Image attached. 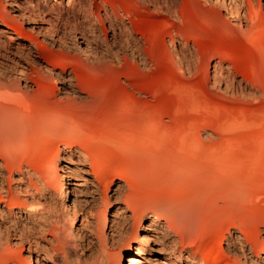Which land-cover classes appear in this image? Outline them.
Returning <instances> with one entry per match:
<instances>
[{
    "label": "bare ground",
    "instance_id": "obj_1",
    "mask_svg": "<svg viewBox=\"0 0 264 264\" xmlns=\"http://www.w3.org/2000/svg\"><path fill=\"white\" fill-rule=\"evenodd\" d=\"M204 1L236 23L227 28L249 32L254 17L244 0ZM6 4L21 14L11 15ZM148 9L159 13V0H0V264H122L124 255L127 264H150L152 257L155 264H214L212 256L222 251L223 237L204 231L196 240L193 214L180 209H146L125 199L119 220L106 226L107 191L111 197L122 195L124 184L136 186L139 178L135 172L99 169L95 146L109 125L97 126L70 109L89 103L83 88L88 77L104 71L140 74L149 68L145 35L132 29L142 27ZM32 14L39 21L28 34L18 20ZM191 56L195 61L194 52ZM26 66L37 82L51 79L60 86L55 107L25 98L31 88ZM212 68L213 85L258 94L231 74L226 61L218 60ZM119 141L130 142L121 134ZM39 152L42 161L35 165ZM51 153L73 166L64 164L61 178L56 160H49ZM71 175H80L82 184L71 183ZM77 186L93 188L90 199L79 198L83 193ZM98 194L102 208L95 225L74 228L76 211ZM234 230L226 245L243 259L238 264H264V230L259 253H254L256 245L247 244L252 233L239 229L241 237ZM131 233L137 237L133 245L123 241ZM150 233L159 239L156 250L148 246Z\"/></svg>",
    "mask_w": 264,
    "mask_h": 264
},
{
    "label": "rangeland",
    "instance_id": "obj_2",
    "mask_svg": "<svg viewBox=\"0 0 264 264\" xmlns=\"http://www.w3.org/2000/svg\"><path fill=\"white\" fill-rule=\"evenodd\" d=\"M159 6L157 14L145 10L142 27L132 28L145 35L149 68L140 74L104 71L88 77L83 88L91 97L89 103L70 108L97 126L109 125L95 146L97 167L135 172L139 178L136 186L124 184L122 195L111 197L107 191L106 226L119 220L125 199L146 209H180L193 214L196 240L204 231L223 237L222 251L212 256L214 264L242 263L238 252L226 245L231 229L236 234L239 229L252 233L247 244L257 246L254 253L261 250L264 230V0H244L254 17L245 35L227 28L236 23L210 1L159 0ZM5 7L13 16L21 14ZM38 21L32 14L19 19L18 25L30 34ZM147 32L154 35L148 37ZM218 60L226 61L231 74L243 85L256 87L258 94L213 85L212 65ZM26 67L31 88L25 98L55 107L60 86L51 79L37 82L31 67ZM120 134L130 142L117 143ZM49 160H56L54 153ZM41 161L39 152L35 165ZM56 164L60 178L64 164L73 167L60 159ZM69 180L82 184L80 175ZM77 189L82 190L81 199L92 196L91 187ZM101 208V194L94 195L76 211L73 227L94 226ZM148 238V246L158 249L156 234ZM123 241L133 245L137 237L131 233ZM90 254L91 249L86 252ZM126 259L124 255L122 264ZM155 263L152 257L150 264Z\"/></svg>",
    "mask_w": 264,
    "mask_h": 264
}]
</instances>
